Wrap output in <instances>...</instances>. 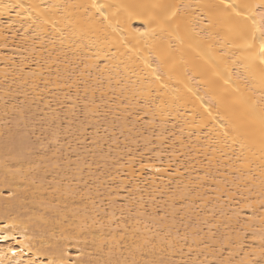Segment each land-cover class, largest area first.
<instances>
[{
    "label": "bare ground",
    "instance_id": "bare-ground-1",
    "mask_svg": "<svg viewBox=\"0 0 264 264\" xmlns=\"http://www.w3.org/2000/svg\"><path fill=\"white\" fill-rule=\"evenodd\" d=\"M0 4L20 5V7H8L0 11V22L4 19V21H6L5 23L8 24L4 26H7L8 29H13L12 31H6L0 28V38H2L0 41H6V37L10 34L7 32H11L13 34L11 35L16 37V27L19 29L18 31H22L20 34H22L23 37H20L23 40H18L19 42H23L21 48L17 47L18 50L20 49L19 51L15 47V53L12 47L13 45L8 47L9 49H13L14 51H11L16 55L18 53L21 54H19L21 59H18L17 63L12 59V54V57L11 55L9 56V53L8 56L0 55V88H5L6 86L3 87L4 84L6 85L4 81H9L15 82L20 88L25 87L28 89L30 86L34 91H37L36 88H38L40 82H42L47 87L49 85L52 87L53 85L56 89H59L64 99V97L68 96L71 92L69 91V87L72 86L75 88L73 91L74 94L71 96L72 93H70L66 99L69 101L67 112L70 117L71 113L72 115L75 113L76 108L83 109L84 114L88 116H95L100 111L97 102L99 101L101 103V101L104 100L108 101V95L111 91V95L115 93L114 95L118 96L113 105H111L112 103L109 100L111 104L109 103L110 107H108L111 108L110 113L113 115L117 116V114H119V117L122 119L125 118L126 120L127 113L133 110L137 111V106L141 104V112L148 115L150 122L151 120L153 122L155 120H158L159 123L162 122L160 128L155 131L157 133H154L156 135V137H154L158 139L157 144L159 147L157 146V151L154 153L150 152L154 149L151 150L152 148L150 147V149H148L150 150L149 153H153L152 157H150V154L144 156V158H138L134 154V151L132 152L133 155L129 157L121 159L122 156H120V160H117V158L113 164L110 163L114 166V170L109 173V176L114 174L116 177H121L120 179L117 178V180L120 181L119 184H113L117 181H114L115 178L110 176V182L111 179L114 178V180H112V182H114H111L112 186L119 185L120 189H115L114 186H111V183L109 185L108 181H106L108 179L105 180L106 184L111 186V190L107 187V189H109V194V191H114L112 188L115 189V193H112L116 195H112L114 198H109L112 199L113 202L118 195H124L121 194L122 191H126L127 193L123 196L125 199L127 195H130V198L128 197L125 202V207L127 205H130L129 209H131L132 205L136 207L134 208V210H136V215L133 217L135 220L132 221L134 224L130 225L131 230L127 228L129 231L126 232V227L128 226L125 227V225H123L124 227L120 229L118 228L119 225H114L116 213L113 209L116 208L110 209L106 214L108 210H105L107 207H104V214L102 213L103 215L100 216L103 218L100 221L97 214L101 212L97 210L98 206L94 208L96 202L95 198L93 200L92 197L89 196L91 193L87 195L86 191L90 192L91 190H85V195L88 197L86 196L84 200L87 198H89V200L90 198L92 199L91 202L86 201L91 203L90 205L88 203L86 205L89 207V211L82 210L81 213V210L78 211V208L76 209L75 207L69 211V207L72 205V202H70L71 204H69L68 211L69 213H74H72V220L74 219L73 221L76 222V225L72 226L73 228L70 231H88V235L89 237L91 236L92 240L94 237H97L100 246H102V250L103 242L106 243L107 241L109 247L106 246V249L109 248L108 253L110 254L107 253L108 257L106 261H109L110 264H154L155 262L158 264L160 257L172 258L176 252L179 254L177 259H179V261L182 260L181 262H183V264L184 262H186V264H194L201 250L200 245L205 242L204 240L206 238H208V241H206L207 243H213L215 240V238H213L215 236V230H221L228 232V236H226L225 239H221V241L225 242L226 245L230 244L228 246L229 251L227 250L229 255H226L227 258L223 259L225 263L228 262L230 264L231 259H234L235 256L241 257V254H243L242 256L244 258L241 257L240 259L245 261L244 259L249 258L252 253V256L261 259L258 260L260 261L259 263L264 264V130L261 128V117L264 116V83L261 82L262 77H264V63L261 62L264 60V52H262V48H264V0H225L224 3H221V0H0ZM226 5H231V7H226ZM237 13H239V15H237ZM19 44L22 43H18V45ZM2 45L7 46L6 43L1 44V46ZM1 53L0 51V54ZM75 64H79L80 68L76 70L75 68L77 66L75 67ZM70 65H73L72 68H70ZM77 72H79L78 75H80L84 82L83 85L81 84L82 89L78 88L77 80L81 79H77ZM44 85L40 86L45 87ZM38 91L41 92V89L39 88ZM64 91L69 92L68 95H66ZM39 92H33V96L37 98V93ZM79 93L81 94L80 97H78V95H80ZM1 101H3L2 98L0 100V105L2 107L5 103L3 104ZM13 104L11 103V108H15V104ZM56 104L54 105L56 106ZM49 107L51 106L49 105ZM11 108L8 107L10 112ZM3 115L4 114L0 115V118ZM168 121H174L176 124L173 126L174 131L176 130L175 128H177V133L172 139H176V145L179 147H176L178 149H174L176 145H173L174 148H172V150L170 148L167 151L171 152L170 155L172 153L174 155L176 154L173 150L181 151L180 153L177 151L178 155L176 154V157L173 154L171 155L173 157L170 159L173 158V164L169 163L171 161L169 159V153L163 152L165 156L168 155L165 157L167 162L162 160L163 156L161 158V155H163L161 152L166 148L163 145L167 143H165V135L166 137L168 136L164 131L167 132L165 123ZM125 124L127 123L124 122L123 125ZM154 124H151L152 127ZM155 127L158 128L157 125ZM122 129L121 127V130ZM146 129L149 130V133L155 130H152L150 126H147ZM2 130L3 129L0 128V131ZM82 130L85 129L82 128ZM6 132L7 135L5 136L7 137L4 136V139L0 140V149L6 148L11 156L15 158L16 161H19L16 165L20 168L23 167V169L19 168L17 171H11L5 169L7 168L5 164L4 166L6 167L3 168V163H0V166L4 169V172L1 171L3 174L6 173L7 176L10 173L12 180H17L16 178L21 176H23L22 179L24 180L26 174L25 170L27 169L29 172L31 159H33L29 158V156L32 155L30 154L31 152L28 153L30 154L29 156H27L28 154L26 155L27 152H25V149L28 148L26 139L28 137L13 128L8 129ZM154 134H148L146 137L144 136V144L149 145L152 142L151 137ZM94 135V139L99 137L96 136L97 129H94ZM185 137H187V139H185ZM170 141L173 144V140ZM171 142L170 146H172ZM168 144L169 143H167V145ZM29 146L31 147V145ZM146 149L147 147L145 150ZM190 151H192V153ZM182 152L184 156L187 155L190 157L191 160L187 159L188 164L183 161L185 157L183 159L182 157L178 158L181 160L176 163L177 157H179V154L182 155ZM127 153L128 152H126V154ZM55 154H57V152ZM123 154L125 153H122V155ZM84 159L81 157V162L78 164L74 162V166H77V170H80L82 165V168L85 169L83 164ZM195 159H197L198 162V164L196 162V165L194 164L196 161ZM52 161L53 160L49 162ZM91 161L89 162L91 163ZM192 161H194V163ZM39 162L37 164H39ZM55 162L56 164H54ZM55 162L52 163V165L54 164L56 166L57 163H59L56 160ZM48 165L51 164L49 163ZM58 165L56 167H58ZM34 166L33 164V167ZM112 166L110 167L112 168ZM25 167L26 169L24 170ZM68 167L64 168L67 169ZM87 168H89V166ZM39 169L44 170L41 167H39ZM77 170L76 172L79 173L80 171ZM61 171L63 172L64 170ZM75 174L74 171L73 177H75ZM41 175L44 176L43 174ZM80 176L78 175V182L81 180ZM106 176L107 175H105V177ZM33 181H30L32 183H26L34 188V190L36 189L35 191H39L38 193L36 192V194H38L36 197H42L41 194L45 191V189L43 190V185L41 186L40 184L42 182H40L39 179L38 183H40L34 185L35 181L34 183ZM55 181V183L52 184L56 190L55 188H51L54 189V193H57V200H59L57 203L64 202L68 204L71 198L74 200V196L79 194V191L77 192L75 187L68 184V180L62 183L61 178H58ZM126 184L130 186L127 187ZM10 185H13V183ZM100 185L103 184L101 183ZM203 186L212 188L214 197H204V204L202 206L204 209L200 207V209L204 210V214L202 213L203 215L201 214V217H195L197 218L196 222L199 224V227H202L203 224L205 225L207 233L202 231L204 229L199 228L198 230L196 228V231H193L192 228V231H187L191 234L188 237L185 233L186 231H182L183 233H179L175 230L171 231L169 229V222L166 223L167 219L165 214L164 220H162L163 217H160L157 218V221L154 208V200L156 201V199H159L155 197L157 193L158 195H165L163 199L165 201H163L164 203H162V206H168L167 208H170V210L167 208L161 210L169 212L170 218L173 221L168 220L174 225V216L179 210L174 207L175 201L181 199L185 202L186 198H188V203H193L195 201V196L198 194L196 190L201 191L199 192L201 193L200 195L204 196L211 191L210 189L209 191L208 189H203ZM24 187L26 188V186ZM130 187L131 189H129ZM142 187L146 189L149 187L151 188L150 191H148L149 189L146 190L143 188L146 190L145 192L147 195L146 193L143 194L141 191ZM8 189L7 196L11 198L12 194L15 192V188ZM30 189L31 188H29V190ZM87 189H90V187ZM107 189L105 188V190ZM193 189H195V194L192 193ZM22 190L24 192V188ZM51 190L50 192H53V190ZM16 191H19L18 188ZM1 192L2 191H0V264L102 263L99 258H96V260L91 258L92 252L88 251L89 248L86 250L80 247L79 244H76L75 247L77 248L71 252V245L69 243L65 244L63 242V244H61L62 242L59 243V241L56 244L55 241L57 242L58 240L53 239V241H51L55 245H53V247H46V239H43L44 241L42 239V241L34 239L35 233H32L34 230H32V226L30 227L29 225V219L23 220L19 218L17 214L11 213V209H8L12 206L10 203L11 200L8 202V197L2 199ZM80 192L83 193V190ZM51 195L50 193V198H48V200L46 199L47 203L48 201L50 202L51 199H54L52 197L53 195ZM161 195L159 196L160 198ZM235 196H238V198L236 197L237 200L239 199L240 202L244 204L237 206L238 202H235ZM93 197L95 196L93 195ZM78 199L81 200L79 197L77 200ZM52 200L51 203L53 202ZM65 200L68 203H66ZM41 202L44 203L43 200ZM86 202L83 201V203ZM147 202L150 203L147 205L150 206L151 212L154 211L148 216L145 215L146 209L142 210ZM39 203L40 202H38V204ZM44 205L51 206L53 204L44 203ZM60 205L61 204L56 205L57 208H61L60 211L57 210L56 207H50V209L55 208L54 212L59 211L57 212L59 215L57 216L56 214V217L54 216L58 218V220L55 219L56 221H51V229L53 228L52 223L55 221L61 231L64 230L63 232H66L68 229H66V227L71 225L65 224L64 220L66 219L62 220L67 212L64 214V212H62L63 206L61 205V207ZM79 205L80 207L83 206V204ZM128 206L126 208H128ZM43 208L45 209V207ZM82 208L84 209V207ZM192 208L193 205H189L185 209L186 214L189 212L192 213ZM122 210L121 207V211ZM127 212L129 213V210ZM152 214L153 216H151ZM38 215H40V213ZM105 217L107 221L104 222L102 220ZM184 217L186 216L184 215ZM72 220H70V222ZM197 223H195V225ZM72 224L74 225V223ZM166 224H168V226ZM158 225H161V228H165L166 231H162ZM173 225L170 227H174ZM56 228L58 229V227ZM60 229L59 232H61ZM185 229H187L186 226ZM119 231L123 232L124 235L127 234V237L125 235L126 238L123 239L124 235H121L122 233H119ZM246 232L252 233V236L249 234L251 236L250 238H252L251 242H249L250 245L247 243L249 241L248 239V241L244 240V235H247ZM66 233L65 236L68 237L67 235H69V233ZM218 233L219 232H216L215 234ZM78 234L79 233H77V235ZM199 234H203V237L201 235V237H197ZM219 234L216 236L218 237ZM49 235L51 234L49 233ZM56 236L57 235L50 237L52 239ZM74 236L72 235L73 238ZM38 237L40 236H37V238ZM212 238L214 240H212ZM122 239L123 243L125 242L129 245L127 248H130L132 252L130 250L129 252H131L132 255L127 251V256L124 255L123 257L122 253V255H120L119 248L123 244L121 242ZM217 239L218 238H216V240ZM214 242L217 243L216 241ZM231 242H233V245H231ZM120 243L122 244L119 245ZM225 243L223 246H226ZM246 243L250 246L249 248L244 246L247 245ZM96 245L98 247L97 243ZM221 245L217 247L222 248ZM183 246H187V248L185 247V249H183ZM244 247H246V249ZM84 249L90 254L85 253ZM110 249L112 250L111 252L118 251L113 254L109 252ZM103 251L105 252V249ZM97 252L98 251H96V253ZM104 252L103 254L105 255L106 253ZM212 253H210L211 256ZM117 254L120 256H117ZM143 254L146 258H149V260L146 259V261L142 258L144 257L142 256ZM191 254L192 256H190ZM100 258L103 260L102 257ZM175 258L176 257L172 258V260ZM140 259L142 261H140ZM200 259L202 260V258ZM152 260L157 261L154 262ZM172 260L170 259V261ZM247 260L249 259H246V261ZM208 262H206V264ZM175 263L177 264V261ZM234 263H237V259L233 264Z\"/></svg>",
    "mask_w": 264,
    "mask_h": 264
},
{
    "label": "rangeland",
    "instance_id": "rangeland-1",
    "mask_svg": "<svg viewBox=\"0 0 264 264\" xmlns=\"http://www.w3.org/2000/svg\"><path fill=\"white\" fill-rule=\"evenodd\" d=\"M6 21H4V19L0 22L1 24H3V25H1L0 24V28H2V29H5L6 31L7 30H9V31H12L11 29H8V27L7 26H4V25H8L7 23H5ZM19 29L16 27V29H15V33H16V37H13L12 35V33L11 32H7L8 34H9V36H7L6 34V41H3L4 43H6L7 44V46H5V45H2L1 46V44H4L2 41H0V51L2 52L0 55H6V56H8V53H9V56L12 54L13 55V60H15L16 61V63L18 62V59H21L20 57H19V54L20 53H18L17 55L15 54L16 53V50H15V47H16V49H17V47L18 48H21L22 47V45H23V42H19L20 40H23V39H21L20 37H22V34H20V33H22V31H18ZM18 33V34H17ZM12 34V35H11ZM12 37V38H11ZM14 38V39H13ZM23 38V37H22ZM0 39H2V38H0ZM12 40V41H10V40ZM17 40V41H16ZM19 40V41H18ZM9 41V42H8ZM12 43V44H11ZM18 43H22V44H19L18 45ZM10 44V45H9ZM14 44H15V46H14ZM9 45V46H8ZM11 45H13L12 47L14 48V50L13 49H9L8 47H10ZM6 49V50H5ZM11 50H13L14 52H12ZM18 50V49H17ZM20 50V49H19ZM18 50V51H19ZM12 52V53H11ZM12 55H11V57H12ZM21 55V54H20ZM34 57V56H33ZM71 67L70 68H72V66L73 65H70ZM77 66V67H76ZM79 66V64H75V69L77 70V69H79L80 68V66ZM70 74V73H69ZM76 74V73H75ZM79 74V72H77V76L76 77H78L77 79H81V77H80V75H78ZM80 77V78H79ZM8 82V83H7ZM45 82V81H44ZM76 82V81H75ZM79 82V83H78ZM4 83H6V85L4 84V86L3 87H5V88H0V100H1V98H2V100L3 101H1L3 104H4V106L6 107V106H8L9 108H11V103L15 106V108H11V112H10V110L8 109V107H4V106H2L1 107V105H0V115H2V114H4L3 116H1V118L3 119H1L0 118V128L1 129H3L2 131H0V136H1V139L0 140H2V139H4L3 137L5 136V135H7V130L8 129H10V128H13L14 130H17V131H19V132H21V133H23V135H25L26 137H28V138H26L27 139V146H28V148H26L25 149V152H27L26 153V155L28 154V153H30V154H32V155H30V154H28L27 156H29V158L31 159V158H33V159H31V164H30V168H29V172H28V170L26 169V167L28 166H26L25 168H24V170H25V173L27 174H25V177H24V180L22 179L23 178V176H21V177H19V178H16L17 180H12V176H10V173H9V175L7 176V174L6 173H2V171L4 170L3 168H5L6 166H7V168H5V169H9V170H11V171H17V169H19L20 167H18L16 164H17V162H19V161H16V159L15 158H13L12 156H11V154L9 153V151L8 150H6V148L3 150V149H0V163L2 164L3 163V168L0 166V191H2L1 192V195H2V199L3 198H6V197H8L7 199H8V202H10V200H11V204H12V206H10L11 208H8L9 210L11 209V213L13 212V214L15 213V215L17 214V216L19 217V218H21V219H25V220H27V219H29V225H30V227L31 228H33L32 230H34V231H32V233H35L34 234V239H36L37 241L38 240H43V239H46V243H45V245H46V247H53V245H55L52 241H53V239L55 240H58L57 242L55 241V243L57 244L59 241V243H61V244H63V242L65 243V244H67V243H69L71 246H70V250H71V252H73L77 247H75L76 246V244H79V246L80 247H83V248H85L86 250L88 249V251H91L92 253H91V258H94L95 260H96V258H99V260H101L100 262H102L103 264H104V262H105V264H110V262L109 261H106V259H107V257H108V254H110V253H108V249H106L107 247L106 246H108L109 247V245L107 244V241H106V243L105 242H103V250L105 249V252L102 250V246H100V244H99V241L97 240V237H94V241L92 240V238H91V236L89 237V235H88V231L86 232L85 230L83 231H81V232H75V231H70V230H72V226H75L76 224V222H74L73 220H72V215L74 214L73 212H70L69 213V211L71 210V209H73V207H75L78 211L79 210H81L80 212L82 213V210H87V211H89L88 209H89V207L88 206H86L87 205V203L90 205L91 203V200L93 199L94 200V198H95V201L97 202H95V204H94V208L95 207H100V208H98L97 207V210H99L101 213H98L97 214V216L100 218V221H101V219L103 218H101L100 216L101 215H103L104 214V212H103V209H104V207H107V208H105V210H108L107 212H106V214L109 212V210L110 209H112V208H116V209H113L114 211H115V213H116V215H115V223H114V225H119V227L118 228H120L121 229V227H124L123 225H125V227L126 226H128V227H126V229L127 228H129L130 229V225H133L134 223L132 222V221H134L135 219L133 218V217H135V215H136V210H134V208H136V207H134L133 205L131 206V209H132V207H133V209L131 210V209H129L130 208V205L128 206V208H126L125 207V205H126V200L128 199V197L130 198V195L128 196L127 195V197H126V199L123 197L125 194H127L126 193V191L124 192V191H122V192H124V193H122L121 192V194L123 195V196H117V197H115L116 198V200L113 202L112 201V199H109L110 197H112V195H116V194H113L112 192H114L115 191V189H118L119 188V185H116V186H114V188H112L114 191H109L110 192V194L108 193V190L110 189L111 190V186H112V183L114 182V181H117V182H114L113 184H119V182L120 181H118L117 180V178L118 179H120L118 176L116 177V175H114V174H112V175H110V176H113L114 178H115V180H114V178H112L111 179V182H112V180H114L112 183L110 182V176H109V173H110V171L111 172H113V167L114 166H112L111 164H113L115 161H116V159L117 160H120L119 158H120V156H122L121 157V159H123V158H126V157H129V156H131V155H133V151H134V154L136 155V157H138V158H144V156H147V155H150V157H152V154L153 153H149V151L150 150H148V149H150V148H152L151 150H153V151H150V152H156L157 150L156 149H158V144H157V140L158 139H156L155 137H156V135L154 134V133H157V132H155V131H157V129H159L160 128V124L162 123V122H160L159 123V121L157 120H155L154 122L151 120V122H150V119L148 118V115L147 114H144L143 112H141V107H142V105L140 104V105H138L137 106V111L136 110H133V111H130V112H128L127 113V115H126V120H125V118L124 119H122L121 117H119L120 115L119 114H117V116H115V115H113L112 113H110V110H111V108H109L110 106V104L111 105H113V104H115V100L117 99V97L118 96H116V95H114L115 93H113V95H111L112 93H111V91H110V94L108 95V101H101V103L98 101L97 102V106L99 107L98 109H100V111L95 115V116H88V115H86V114H84V111H83V109H77L76 108V111H75V113H73V115H72V113H71V117H70V115L68 114V109H67V106L69 105V101L68 100H66L67 99V97L70 95V93H72L71 94V96H73V94H74V90H75V88L74 87H69V91H71L70 93L69 92H67V91H64V92H66L65 94L66 95H68V93H69V95L68 96H65L64 97V99L62 98V92H60V90L59 89H56V87L55 86H53L52 85V87H51V85H49L48 87L47 86H45L42 82H40V84H39V86H38V88H36L37 89V91H34L30 86H29V88L28 89H26L25 87L23 88V87H21L20 88V86H18L17 84H15V82L13 83V82H9V81H4ZM83 80L81 79V80H77V84H78V88L80 89L81 88V84L83 85ZM9 84V85H8ZM17 87H16V86ZM40 85H44L45 87H41ZM47 85V84H46ZM9 86V87H8ZM74 86V85H73ZM19 87V88H18ZM26 87H28V86H26ZM23 88V89H22ZM39 88L41 89V92H39L38 90H39ZM43 88V89H42ZM44 88H45V90H44ZM72 88V89H71ZM74 88V89H73ZM31 89V90H30ZM82 89V88H81ZM7 90V91H6ZM13 90V91H12ZM22 91V92H20V91ZM26 90V91H25ZM33 90V91H32ZM10 91V92H9ZM31 91H32V93H31ZM81 91V90H80ZM26 92H28V93H26ZM33 92H39V93H37V98L39 99H37L36 98V96H33L34 95V93ZM53 92H54V94H53ZM41 93V94H40ZM81 93H82V91H81ZM44 94V95H43ZM52 94V95H51ZM80 94V93H79ZM30 95V96H29ZM36 95V94H35ZM41 95V96H40ZM61 95V96H60ZM2 96V97H1ZM56 96H58V97H56ZM81 96V94L80 95H78V97H80ZM51 97V98H50ZM55 99H54V98ZM23 98V99H22ZM29 98V99H28ZM48 99V100H47ZM51 99V100H50ZM63 101H62V100ZM22 100V101H21ZM26 100V101H25ZM33 100V101H32ZM78 100L80 101V99L78 98ZM109 100H110V102H109ZM6 101V102H5ZM113 101H114V103H113ZM104 102V103H103ZM106 102V103H105ZM49 103V104H48ZM57 103V104H56ZM65 103V104H64ZM99 103V104H98ZM110 103V104H109ZM46 104V105H45ZM54 104H56V106L54 105ZM61 104V105H60ZM80 104H81V102H80ZM107 104V105H106ZM49 105L51 106V107H49ZM64 105V106H63ZM66 105V106H65ZM106 105V106H105ZM19 106V107H18ZM62 106V107H61ZM101 106V107H100ZM105 106V107H104ZM109 106V107H108ZM6 110H5V109ZM43 108V109H42ZM104 108V109H103ZM136 108V107H135ZM3 109V110H2ZM57 109V110H56ZM107 109V110H106ZM48 110V111H47ZM50 110V111H49ZM55 110V111H54ZM79 110V111H78ZM102 110H104V111H102ZM5 111V112H4ZM52 111V112H51ZM55 112V113H54ZM106 114H105V113ZM2 113V114H1ZM83 113V114H82ZM58 114V115H57ZM99 114V115H98ZM50 115V116H49ZM98 115V116H97ZM55 118H54V117ZM60 116V117H59ZM53 117V118H52ZM91 117H93V118H91ZM95 117V118H94ZM140 117V118H139ZM7 118V119H6ZM72 118V119H71ZM132 118V119H131ZM17 119V120H16ZM170 120H172V119H170ZM134 121V122H133ZM147 121V122H146ZM81 122V123H80ZM97 122V123H96ZM124 122L125 123H127V124H125V125H123L124 124ZM170 124H169V123ZM168 122H166L165 124V126L167 127L166 129H167V132L166 131H164L165 132V134H167V136L168 137H166V135H165V143L167 142V143H169L168 145H167V143L166 144H164L163 146L164 147H166L165 148V150L163 149V151L161 152V153H163L164 151L165 152H167V153H169L168 155H169V159L171 158V157H173V156H171L170 155V151H167L168 149H170L171 148V150H172V148H174L173 147V145H176V143H177V141H176V139H172V137L174 138V136L176 135V130H177V128H175L176 130L174 131V126L173 125H176L175 124V122L173 121V122H171V121H168ZM3 123V124H2ZM140 123V124H139ZM155 123V124H154ZM174 123V124H173ZM154 124V126L152 127V125ZM14 125H16V126H14ZM107 125V126H106ZM158 126V128H156L155 126ZM96 126V127H95ZM106 126V127H105ZM116 126V127H115ZM125 126V127H124ZM126 126H128V127H126ZM145 126V127H144ZM147 126H150V128L153 130V129H155L154 131H152V130H150V131H152V133H149L148 131L149 130H147L146 129V127ZM173 126V127H172ZM16 127V128H15ZM82 130V128L83 129H85V130H80L79 128ZM82 127V128H81ZM99 127V128H98ZM121 127L123 128L122 130H121ZM155 127V128H154ZM78 128V129H77ZM126 128V129H125ZM130 128V129H129ZM94 129H97V135L96 136H99L98 138H96V139H94L93 138V136H95L94 135ZM104 129V130H103ZM78 130V131H77ZM172 130V131H171ZM123 133H122V132ZM147 131V132H146ZM5 132V133H4ZM58 132V133H57ZM105 133V134H104ZM112 133V134H111ZM175 133V134H174ZM3 134V135H2ZM56 134V135H55ZM148 134H154L151 138H152V142L148 145V144H144L145 142L143 141V138H145L146 136H148ZM174 134V135H173ZM143 135V136H142ZM173 135V136H172ZM127 136V137H126ZM145 136V137H144ZM155 136V137H154ZM5 137H7V136H5ZM91 137H92V139H91ZM117 137V138H116ZM171 137V138H170ZM168 138V139H167ZM73 139V140H72ZM101 139H102V141H101ZM104 139V140H103ZM112 139V140H111ZM131 139V140H130ZM185 139H187V137H185ZM70 140V141H69ZM96 142H95V141ZM107 140V141H106ZM129 140V141H128ZM139 140V141H138ZM166 140H168V141H170V140H173V144H172V142H171V145L172 146H170V142H168V141H166ZM28 141H30V142H28ZM118 141V142H117ZM142 141V142H141ZM176 141V142H175ZM93 142H94V144H93ZM154 142V143H153ZM156 142V143H155ZM95 143H96V145H95ZM31 145V147L29 146V145ZM137 144V145H136ZM108 145H109V147H108ZM119 145V146H118ZM127 145V146H126ZM136 145V146H135ZM155 145V146H154ZM167 145V146H166ZM131 147V149H130V147ZM158 146V147H157ZM97 147V148H96ZM119 147H120V149H119ZM123 147V148H122ZM147 147V149L145 150V148ZM150 147V148H149ZM155 147H157V148H155ZM176 147H179L178 145H176L175 146V148L174 149H178V148H176ZM56 148V149H55ZM66 148V149H65ZM137 148V149H136ZM53 149V150H52ZM69 149V150H68ZM63 150V151H62ZM135 150H136V153H135ZM190 150V149H189ZM124 151V152H123ZM143 151V152H142ZM146 151V152H145ZM148 151V152H147ZM174 151V153L176 152V154L178 155V153H180L181 151H178V153H177V151H175V150H173ZM45 152V153H44ZM52 152V153H51ZM57 152V154H55ZM126 152H128L129 153V155H128V153L126 154ZM131 152V153H130ZM141 152V153H140ZM191 153H192V151H190ZM47 153V154H46ZM51 153V154H50ZM53 153H54V155H53ZM61 153V154H60ZM100 153V154H99ZM116 153V154H115ZM122 153H125V154H123L122 155ZM167 153H165V154H167ZM45 154V155H44ZM59 154V155H58ZM75 154V155H74ZM119 154V155H118ZM137 154H140V155H137ZM141 154H142V156H141ZM175 154V155H176ZM182 155H180L179 154V157H177V161H176V163H178L179 162V160H181V159H178V158H181L182 157V159L185 157H187L186 159L184 158V162L185 163H187L188 164V160H191L190 159V157L189 156H184L183 155V152L181 153ZM44 157V159H43V157ZM58 155V156H57ZM118 155V156H117ZM124 155H125V157H124ZM168 155H166V156H168ZM174 155V154H173ZM174 155V156H175ZM41 156V157H40ZM47 157V159H46V157ZM55 156H56V158H55ZM60 156H62V157H60ZM64 156H65V158H64ZM162 156H163V158H162ZM165 155H164V153H163V155H161V158H162V160H165L166 157ZM37 157V158H36ZM53 157V158H52ZM58 157H60V158H58ZM81 157H82V159H86V161H85V159L83 160L84 161V167H85V169L84 168H82L83 167V165H82V167H81V169H84V170H82V171H80L79 169V171L81 172H79V173H77L76 172V170H77V166H74V164L75 163H79V162H81L80 161V159H81ZM92 157V158H91ZM149 157V156H148ZM176 157V156H175ZM34 158H36V159H34ZM40 158V159H39ZM48 158H50V159H48ZM58 158V159H57ZM69 158V159H68ZM73 158V159H72ZM56 161H58L59 163H57V165H58V167H60V168H58V167H56L54 164H56V162H55V160ZM62 159V160H61ZM78 159V160H77ZM93 161H91V160ZM105 159V160H104ZM114 159V160H113ZM173 159V158H172ZM172 159H170L171 161L169 162V163H172L174 160H172ZM188 159V160H187ZM1 160H2V162H1ZM32 160H34V161H32ZM51 161V160H53L52 162H49V161ZM61 160V161H60ZM68 160V161H67ZM72 160V161H71ZM76 160H77V162H76ZM88 160V161H87ZM95 160V161H94ZM99 160V161H98ZM186 160V161H185ZM196 161H195V163H194V161H192L195 165H196V162H197V159H195ZM39 161H41V162H39ZM46 161V162H45ZM68 162V164H67V162ZM71 161V162H70ZM89 161H91V163L89 162ZM113 161V162H112ZM166 161V160H165ZM14 164H13V163ZM33 162V163H32ZM39 162V164H37ZM55 162V163H54ZM65 162V163H64ZM72 162H73V164H72ZM75 162V163H74ZM86 162H87V164H86ZM107 162V163H106ZM167 162V161H166ZM181 162V161H180ZM183 162V163H184ZM51 164V165H48V164ZM52 163H54L53 165H52ZM61 163V164H60ZM103 163V164H102ZM109 163V164H108ZM111 163V164H110ZM4 164L6 165V166H4ZM33 164L35 165L34 167H33ZM76 164V165H77ZM173 164V163H172ZM191 164V163H190ZM197 164H198V162H197ZM8 165H9V167H8ZM69 167H68V166ZM70 165H72V166H70ZM107 165V166H106ZM192 165V164H191ZM15 166H16V168H15ZM32 166V167H31ZM62 166H64V167H68L67 169L66 168H64V167H62ZM89 166V168H87ZM110 166H112V168L110 167ZM18 167V168H17ZM39 167H41V168H43L44 170H41V169H39ZM75 167H76V170H75ZM107 167H109L110 168V170H109V168H107ZM13 168V169H12ZM15 168V169H14ZM34 168V169H33ZM62 168H64V169H62ZM105 168V169H104ZM20 169H23V167L22 168H20ZM40 170V173H39V170ZM91 171H90V170ZM103 169V170H102ZM109 171H108V170ZM112 169V170H111ZM2 170V171H1ZM37 170V171H36ZM57 170V171H56ZM61 170H64L63 172L61 171ZM72 170V171H71ZM75 171V177H73L74 176V171ZM77 170V171H78ZM36 171V172H35ZM45 171V172H44ZM58 171H59V174H58ZM4 172V171H3ZM106 172V173H105ZM37 173H39V174H37ZM64 173V174H63ZM73 173V174H72ZM88 173V174H87ZM36 174V175H35ZM41 174H43L44 176H42ZM59 176H58V175ZM95 174V175H94ZM7 177H6V176ZM24 175V174H23ZM34 175V176H33ZM69 175V176H68ZM71 175H72V177H71ZM78 175L81 177V180H79L80 182H78V180L77 179H79V177H78ZM105 175H107L106 177H105ZM10 176V177H9ZM40 176V177H39ZM52 176V177H51ZM53 176H54V178H53ZM62 176V177H61ZM65 176V177H64ZM67 176V177H66ZM27 177V178H26ZM43 177V178H42ZM56 177V178H55ZM70 177V178H69ZM89 177V178H88ZM108 177V178H107ZM9 178H11V179H9ZM21 178V179H20ZM42 178V179H41ZM46 178V179H45ZM60 179L61 178V181H62V183H64L63 181H67V182H69L68 184H70L71 186H73V187H75L76 189H77V192L79 191V194H77L76 196H74L75 198H74V200L71 198V200L69 201V203L65 200V202L66 203H68V204H65L64 202L63 203H57L59 200H57L58 198V196H57V193L55 192L54 193V189H52V188H55L54 187V183L56 182L55 180H57V179ZM63 178V179H62ZM65 178H67V179H65ZM75 180H74V179ZM93 178V179H92ZM19 179V180H18ZM31 179H33L34 181H35V184L34 185H38L40 182H42V183H40L41 184V186L43 185V190L45 189V191H43V193H44V196H43V193L41 194L42 195V197H36V196H38V194H36V192L38 193L39 191L37 190V191H35L34 190V188H32L28 183H26V182H29V183H32V182H30V181H33V180H31ZM36 179V180H35ZM39 179H40V182L38 183V181H39ZM54 179V180H53ZM70 179H72V180H70ZM89 179V180H88ZM102 179V180H101ZM106 179H108V180H106ZM29 180V181H28ZM105 180L106 181H108V183H109V185H110V183H111V186H109L108 184H106V182H105ZM17 181V182H16ZM34 181H33V183H34ZM43 181H44V183H43ZM48 181V182H47ZM53 181V182H52ZM55 181V182H54ZM65 181V182H66ZM104 185V186H106V187H104L103 185H100L101 183ZM103 181V182H102ZM13 183V185H10V184H12ZM15 182V183H14ZM72 182V183H71ZM76 182H77V184H76ZM93 182V183H92ZM49 183V184H48ZM53 183V184H52ZM75 183V184H74ZM86 183V184H85ZM97 183H99V184H97ZM25 184V185H24ZM129 184H132V183H129ZM140 184H142V183H140ZM27 185H28V187H27ZM75 185V186H74ZM99 185V186H98ZM127 185V187H129L128 186V184H126ZM10 186V187H9ZM24 186H26V188L24 187ZM46 186V187H45ZM112 186V187H113ZM118 186V187H117ZM195 186H197V185H195ZM12 187H14V188H12ZM20 187V188H19ZM24 188V192L25 191H27V192H29V193H27V192H23V188ZM49 187V188H48ZM52 187V188H51ZM85 187V188H84ZM90 187V189H87V188H89ZM99 187V188H98ZM107 187L109 188V189H107ZM206 186H203V189H208V191H209V189L211 190V191H209L208 192V194L206 193V195L204 196V195H200L201 193H199V192H201V191H197L196 190V192L199 194H197V196H195V201L193 202V203H188L189 202V199L188 198H186V203L183 201V200H179V201H175V205H174V207L175 208H178L179 210H178V212L176 213V215L174 216V218H175V220H174V225L172 224V223H170V221L172 220L171 218H170V214H169V212H164V210L168 207V206H162V203H164L163 201H165V200H163L164 198H165V195H161V198L159 197L160 195H158V193L156 194V198H159V199H156V201L154 200V208H155V213H156V219L157 218H162L163 217V219L162 220H164V218L166 217V223H168L169 224V229L171 230V231H178L179 233H181L182 231L183 232H185L186 233V235L189 237V235H191L189 232L190 231H196V228L199 230V228H201V229H204V230H202V231H205L206 233H207V228L205 227V225L203 224L202 225V227H199V224L196 222L197 220V216L198 217H201L204 213H203V211L204 210H202V209H204V207H202L203 206V204H204V197H210V198H213L214 196H213V193H212V188H210V187H206ZM230 187V186H229ZM2 188V189H1ZM8 188H11V189H14L15 190V192L12 194V196H11V198H10V196H7V193H8ZM17 188H18V190L20 191H16L17 190ZM22 188V189H21ZM29 188H31L30 190H29ZM53 190V192H50V190L51 189ZM80 188V189H79ZM105 188L107 189V190H105ZM143 188H145V187H142V189H141V191L143 192V194L144 193H146L145 191L146 190H148V191H150V187L148 188V189H146V190H144ZM33 189V190H32ZM49 189V190H48ZM79 189V190H78ZM83 190V193L82 192H80V191H82ZM120 189V188H119ZM129 189H131V187L129 188ZM196 189H198V188H196ZM49 191V193H48V191ZM51 190V191H52ZM55 190H56V188H55ZM85 190H91L90 192L89 191H86L87 192V195H89L90 193H91V195H89L90 197H92V199L90 198V200H89V198H87L86 200H84L85 198H86V196L87 195H85ZM202 190V189H201ZM104 191V192H103ZM117 191V190H116ZM193 192V194H195L194 192H195V189H193L192 190ZM58 192V191H57ZM89 192V193H88ZM108 193V195H110V196H108L107 195V193ZM21 193V194H20ZM22 193H23V195H22ZM36 195H35V194ZM50 193L53 195H51L54 199L52 200L53 202L51 203V200H50V202L48 201V203L46 202L47 200H48V198H50L49 197V195H50ZM82 193V194H81ZM115 193V192H114ZM165 193V192H164ZM163 193V194H164ZM27 194V195H26ZM47 194V195H46ZM80 194H81V196L83 197H81L80 196ZM100 194V195H99ZM104 196H103V195ZM149 194H150V192H149ZM79 195V196H78ZM93 195L95 196V197H93ZM106 195V196H105ZM146 195H147V193H146ZM236 195V194H235ZM29 196V197H28ZM46 196V197H45ZM48 196V197H47ZM103 196V197H102ZM114 196L112 197V198H114ZM163 196V197H162ZM212 196V197H211ZM1 197V196H0ZM18 197V198H17ZM37 199H36V198ZM43 197H45V198H43ZM51 197V198H52ZM73 197V196H72ZM82 198L81 200H77V198ZM88 197V196H87ZM106 197V198H105ZM108 197V198H107ZM131 197H132V195H131ZM238 198V196H235V202L237 201L238 203H237V206H239L240 204H242V202H240V200L238 201L237 200V198ZM21 198V199H20ZM43 198V199H42ZM97 198V199H96ZM102 198H104V199H102ZM125 200H124V199ZM13 199H14V201H13ZM45 199V200H44ZM47 199V200H46ZM98 199H100L101 200V202H100V200H98ZM132 199V198H131ZM34 200V201H33ZM43 200L44 201V203H46V204H49L50 203V205L51 204H53V205H51V206H48V205H44V203L43 202H41V201ZM68 200V199H67ZM76 200V201H75ZM123 200V201H122ZM159 200V201H158ZM162 200V201H161ZM202 200V201H201ZM253 200V199H252ZM56 201V202H55ZM78 201V202H77ZM83 201L84 202H86V201H90V202H86V203H83ZM113 203H112V202ZM13 202H14V204H13ZM38 202H40L39 204L42 206V205H44V206H40L39 204H38ZM70 202H72V205L69 207V204H71ZM76 204H75V203ZM183 202H184V204H183ZM203 202V203H202ZM16 203V204H15ZM34 203V204H33ZM43 203V204H42ZM100 203V204H99ZM129 203V202H128ZM127 203V204H128ZM168 203V202H167ZM201 203V204H200ZM59 204H61L60 206L63 208L62 210V212H64V214H65V217L62 219V220H64V219H66V220H64V222H65V224L66 225H71V226H67L66 227V232L67 231H69V232H63L64 230H62L61 231V229L59 228V226L58 225H56L57 224V222H55L56 220L55 219H57L58 220V218H55L56 217V214H57V212H59L60 210H61V208H57V206L56 205H59ZM74 204V205H73ZM79 204H83V206H81L80 207V205ZM97 204V205H96ZM109 204H110V206H109ZM114 204V205H113ZM117 204V205H116ZM150 204V203H145V207L144 208H142V210L143 209H146L145 211V215L146 216H148V215H150V213H152V212H154V211H152L151 212V208H150V206H148V205ZM159 204V205H158ZM193 205V208H192V213L191 212H189V213H187L186 214V212H185V209L189 206V205ZM195 204V205H194ZM244 204V203H243ZM242 204V205H243ZM85 205V206H84ZM114 207H113V206ZM157 205V206H156ZM167 205V204H166ZM179 206V207H177V206ZM198 205V206H197ZM109 206V207H108ZM119 206H120V208H119ZM136 206V205H135ZM38 207V208H37ZM43 207H45V209L43 208ZM49 207V208H48ZM50 207H56V209L57 210H59V211H55L54 212V209H50ZM65 207V208H64ZM68 207H69V211H68ZM82 207H84V209L82 208ZM121 207H122V211H124V212H122L121 211ZM125 207V208H124ZM161 207V208H160ZM165 207V208H164ZM181 207V208H180ZM200 207L202 208V209H200ZM42 208V209H41ZM67 208V209H66ZM75 208H74V210H75ZM184 208V209H183ZM33 209H34V211H33ZM37 209V210H36ZM43 209H44V211H43ZM64 209H66V210H64ZM101 209V210H100ZM117 209H118V211H117ZM129 210V213L131 214H129L127 211ZM158 209V210H157ZM161 209H164V210H161ZM167 209H169L170 210V208H167ZM200 209V210H199ZM41 210V211H40ZM96 210V211H97ZM104 210V211H105ZM150 210V211H149ZM244 210H245V208H244ZM120 211H121V213H120ZM149 213H148V212ZM181 211V212H180ZM197 211V212H196ZM200 211V212H199ZM41 212H42V214H41ZM50 212V213H49ZM244 212V211H243ZM246 212V211H245ZM35 213V214H34ZM40 213V215H38ZM52 213V214H51ZM73 213V214H72ZM97 213V212H96ZM103 213V214H102ZM120 213V214H119ZM133 213H135V214H133ZM203 213V214H202ZM31 214V215H30ZM45 214V215H44ZM54 214V215H53ZM100 214V215H99ZM119 214V215H118ZM121 214H122V216H121ZM123 214H124V216H123ZM126 214H127V216H126ZM158 214V215H157ZM166 216H165V215ZM186 216V217H184V215ZM195 214H197V215H195ZM202 214V215H201ZM50 215V216H49ZM59 214H57V216H58ZM69 215H71V216H69ZM130 217H129V216ZM161 215V216H160ZM178 215V216H177ZM183 215V216H182ZM29 216V217H28ZM34 216V217H33ZM40 216H43V217H40ZM55 216V217H54ZM68 216H69V218H68ZM151 216H153V214L151 215ZM150 216V217H151ZM165 216V217H164ZM196 216V217H195ZM243 216V215H242ZM45 217V218H44ZM71 217V218H70ZM124 217V218H123ZM178 217V218H177ZM188 217V218H187ZM192 217V218H191ZM41 218H43V219H41ZM49 218V219H48ZM51 218V219H50ZM68 218V219H67ZM125 218H128V219H125ZM130 218V219H129ZM195 218V219H194ZM41 219V220H40ZM44 219H46V220H44ZM72 220L71 222L72 223H74V225L70 222V220ZM76 219V218H75ZM106 219V217L102 220V221H107V220H105ZM122 219V220H121ZM170 221H169V220ZM186 219V220H185ZM188 219V220H187ZM53 220H55L53 223H52V229H51V221H53ZM69 220V221H68ZM131 221V223H130V221ZM177 220V221H176ZM48 221V222H47ZM76 221V220H75ZM157 221H158V219H157ZM160 221V220H159ZM173 221V220H172ZM175 221H176V223H175ZM181 221V222H180ZM186 221H187V223H186ZM190 221V222H189ZM193 222H195V223H197L196 225H195V223H193ZM69 223V224H68ZM116 223H119V224H116ZM124 223V224H123ZM130 223V224H129ZM55 224V225H54ZM168 224H166L167 226H168ZM181 224V225H180ZM185 224V225H184ZM165 225V224H164ZM174 226V227H170V226ZM54 226H56V227H58V229L56 228V227H54ZM185 226H186V228L187 229H185ZM158 227H160L161 228V225L159 226L158 225ZM180 227V228H179ZM183 227V228H182ZM205 227V228H204ZM70 228V229H69ZM193 228V229H192ZM49 229V230H48ZM59 229H60V231L61 232H59ZM129 229H127L126 230V232L127 231H129ZM192 229V230H191ZM195 229V230H194ZM48 230V231H47ZM51 230V231H50ZM131 230V229H130ZM161 230L163 231H166V229L165 228H161ZM53 231V232H52ZM187 231H189V232H187ZM219 232V233H221V232H223V233H225V234H223V233H221L222 235H224V236H222L221 234H219V236L221 237H217L216 235H218V234H215L216 232ZM214 232V235L216 236H214L213 235V233H212V235L214 236L213 238H215V240L212 238V240H214V241H216L217 243H218V245H217V243H215L214 241H213V243H207L206 241H208V238H206L204 241L205 242H203V243H205V244H201L202 246H203V248H202V246L200 245V248H201V250L203 251H201L200 250V252H199V254H198V259L196 258V260H195V263L196 264H206V262H208V259H209V262L207 263V264H229L228 262H226L225 263V261L223 260V259H226L227 257H226V255H229V253H228V251H229V249H228V246L230 245V244H228V245H226V243L225 242H222L221 241V239H225L226 238V236H228V232H226V231H221V230H215ZM227 231H228V229H227ZM229 231H231V230H229ZM64 234H63V233ZM70 232H72V233H70ZM75 232V233H74ZM182 232V233H183ZM49 233L51 234V235H49ZM53 233V234H52ZM65 233L66 234H68L69 233V235H67L68 237H66L65 236ZM77 233H79L78 235H77ZM119 233H122L121 235H124L123 234V232H121V231H119ZM189 233V234H188ZM247 233V235H244L245 237H244V240H247V241H245V242H247V243H249V242H251V240H252V238H250L251 236H252V233H248V232H246ZM245 233V234H246ZM46 234V235H45ZM48 234V235H47ZM61 236H60V235ZM70 234H72L73 236H74V238L72 237V235H70ZM86 236H85V235ZM251 236H250V235ZM54 235H59L58 237L56 236V237H53L52 239H51V237L50 236H54ZM126 235V237H127V234H125ZM125 235H124V238L123 239H125L126 237H125ZM201 234H199V235H197V237H201L200 236ZM37 236H40V237H38L37 238ZM61 237V238H60ZM71 237V238H70ZM84 237V238H83ZM203 237V236H202ZM224 237V238H223ZM48 238H50V239H48ZM216 238H218L217 240H216ZM48 239V240H47ZM88 239V240H87ZM123 239L121 240V242L123 243ZM220 239V240H219ZM228 239V238H227ZM41 240V241H42ZM50 240V241H49ZM52 240V241H51ZM81 240H83V241H81ZM95 240H96V242H95ZM211 240V241H212ZM44 241V240H43ZM48 241V242H47ZM98 241V242H97ZM220 243H219V242ZM50 242V243H49ZM80 242V243H79ZM92 242H93V245H92ZM84 243V244H83ZM96 243L98 244V247H97V245H96ZM122 243H120L119 245H121ZM224 243H225V245L226 246H223L224 245ZM232 244L231 245H233V242H231ZM246 243V244H247ZM210 244V245H209ZM213 244V245H212ZM222 246V248H220V247H217V246H220V245ZM96 245V246H95ZM123 245V246H122ZM121 246H120V248H119V250H120V255H122L123 257H124V255H126L127 256V252H129V250H130V248H127L129 245H127V243H123ZM215 245V246H214ZM249 245H250V243H249ZM206 246V247H205ZM210 248H209V247ZM244 246H246L247 248H249L250 246H248V244L247 245H244ZM95 247V248H94ZM184 248L183 249H185V247L187 248V246H183ZM215 247V248H214ZM246 247H244L245 249H246ZM96 248H97V250H96ZM124 248V249H123ZM218 248V249H217ZM84 249V251H85V253H89L88 251H86ZM91 249V250H90ZM99 249H101V250H99ZM128 249V250H127ZM213 249V250H212ZM221 249H222V251H221ZM95 250V251H94ZM107 250V251H106ZM122 250V251H121ZM215 250V251H214ZM228 250V251H227ZM96 251H98L97 253H96ZM112 250L110 249L109 250V252H111ZM116 251H118V250H116ZM116 251H113V252H111V253H115ZM127 251V252H126ZM131 251V250H130ZM208 251V252H207ZM210 251H212V252H210ZM219 251V252H218ZM94 252V253H93ZM103 254V252L104 253H108L107 255L105 254H101V253ZM132 252V251H131ZM131 252H129V253H131ZM212 253V256L210 255V253ZM118 253V252H117ZM122 253V254H121ZM125 253V254H124ZM129 253H128V255H129ZM202 253V254H201ZM205 253V254H204ZM65 254V253H64ZM90 254V253H89ZM119 254V253H118ZM117 254V256H120V255H118ZM142 254V253H141ZM144 254H145V252H144ZM142 255V256H144V257H142V258H144L145 260L146 259H148L149 260V258H146V254L145 255ZM165 254H166V252H165ZM101 255V256H100ZM130 255H132V253L130 254ZM178 253L176 252V253H174V256L172 257V258H174V257H176L175 259H173L172 260V258H167V257H160V260H159V263L158 264H176L175 262L177 261V264H183V262H181V261H179V259H177L178 258ZM214 255V256H213ZM216 255V256H215ZM220 255V256H219ZM243 254H241V257H243L242 256ZM94 256V257H93ZM105 256V257H104ZM190 256H192V254L190 255ZM100 257H102L103 258V260L100 258ZM128 257H130V256H128ZM237 257V258H236ZM241 257H239V256H235V258L237 259V263L238 264H246L247 263V261H248V263L247 264H261V263H259L260 261H258V260H261V259H259V258H255L254 256H252V253L250 254V257L249 258H246V259H249V260H247L246 261V259H244L245 261H242L240 258ZM200 258H202V260L200 259ZM216 258V259H215ZM231 259L230 260V264L232 263L233 264V262H236V259ZM244 258V257H243ZM242 258V259H243ZM170 259L172 260V261H170ZM186 259V258H185ZM213 259V260H212ZM241 261H240V260ZM98 260V259H97ZM174 260H175V262H174ZM184 260V259H183ZM205 260V261H204ZM211 260V261H210ZM256 260V261H255ZM140 261H142L141 259H140ZM147 261V260H146ZM152 261H154V260H152ZM155 261H157V260H155ZM154 261V262H155ZM162 261H163V263H162ZM216 261V262H215ZM217 261H219V262H217ZM232 261V262H231ZM107 262V263H106ZM153 262V263H154ZM166 262H168V263H166ZM173 262V263H172ZM179 262V263H178ZM181 262V263H180ZM205 262V263H204ZM240 262V263H239ZM243 262V263H242ZM245 262V263H244ZM250 262V263H249ZM102 263H100V264H102ZM194 263V264H195ZM236 263V264H237ZM154 264H156V262L154 263ZM184 264H186V262H184ZM235 264V263H234Z\"/></svg>",
    "mask_w": 264,
    "mask_h": 264
},
{
    "label": "snow or ice",
    "instance_id": "snow-or-ice-1",
    "mask_svg": "<svg viewBox=\"0 0 264 264\" xmlns=\"http://www.w3.org/2000/svg\"><path fill=\"white\" fill-rule=\"evenodd\" d=\"M225 0H221V3H224ZM8 7H20V5H4V4H0V11H2L3 9H6ZM226 7H231V5H226ZM237 15H239V13H237ZM262 52H264V48H262ZM262 63H264V60L261 61ZM261 82L264 83V77H262ZM261 128L262 130H264V116L261 117Z\"/></svg>",
    "mask_w": 264,
    "mask_h": 264
}]
</instances>
